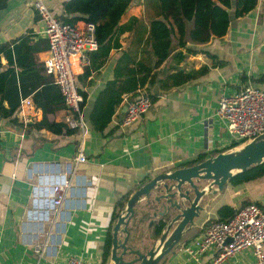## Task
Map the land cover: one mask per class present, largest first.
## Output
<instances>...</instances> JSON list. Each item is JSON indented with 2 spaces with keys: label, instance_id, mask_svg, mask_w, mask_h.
I'll use <instances>...</instances> for the list:
<instances>
[{
  "label": "crops",
  "instance_id": "crops-1",
  "mask_svg": "<svg viewBox=\"0 0 264 264\" xmlns=\"http://www.w3.org/2000/svg\"><path fill=\"white\" fill-rule=\"evenodd\" d=\"M34 1L8 0L0 10V44L7 45L0 54L2 105L16 107L12 117L0 116V264H65L70 257L100 264L123 196H130L143 179L237 147L218 115L219 100L247 84L264 89V0L246 15L232 18L222 38L198 46L214 59L199 53L184 63L185 68L208 66L205 74L165 91L158 84L151 86L155 99L132 126H117L124 104L102 133L88 121L98 93L113 78L120 50H111L106 63L84 79V67L74 60L78 86L86 93L85 136L33 126L42 120L62 122L67 115L58 87L45 72L48 44ZM64 1L42 0L58 18ZM143 12L141 0H134L122 22ZM122 45L126 47L124 41ZM24 99L33 107H23L19 114ZM81 149L86 160L76 162ZM64 182L70 187L56 213L52 188ZM248 203L264 208V175L235 186L227 183L222 191L208 194L194 225L158 264H206L216 254L214 249L196 261L184 247L203 236L209 222L218 219L221 206L237 209ZM137 208L136 218L149 206L143 200ZM150 220L144 217L132 229L129 243L134 247L141 239L153 240ZM106 264H111L109 255ZM220 264L257 263L252 251L244 249Z\"/></svg>",
  "mask_w": 264,
  "mask_h": 264
},
{
  "label": "trees",
  "instance_id": "trees-1",
  "mask_svg": "<svg viewBox=\"0 0 264 264\" xmlns=\"http://www.w3.org/2000/svg\"><path fill=\"white\" fill-rule=\"evenodd\" d=\"M7 1L0 0V10L7 6ZM257 2L258 0H141L143 14L140 17L130 16L122 22V17L133 5L134 0L64 1L63 14L59 16L62 23L75 25L78 22H86L95 26L97 48L88 53L83 79L91 71H98L106 63L111 50H120L113 78L100 90L90 111L88 121L92 128L102 133L126 96L133 98L144 95L153 101L155 96L150 93L149 88L154 84H158L161 90L165 91L205 74L208 66L203 65L198 69L185 68L184 63L190 56L199 53L214 59L212 54L199 49L198 46L212 39L222 38L227 33L232 18L246 15L256 7ZM122 41L126 43V47L122 45ZM6 48V44H0V54L5 52ZM214 61V64L221 63ZM4 83V77L0 75V116L9 118L16 112V107L5 108L2 105ZM78 90L84 98L83 108L86 93L80 86ZM33 126L58 134L75 132L67 126L65 120L62 122L42 120ZM203 157L201 155L198 159H204ZM195 161L186 165H191ZM262 175L264 162L236 173L228 183L235 186ZM128 195L123 196L117 203L119 210L124 206ZM237 209L229 205L221 206L218 210V219L210 221L209 224L228 220ZM138 211L139 208L136 212ZM116 217L117 214L114 213L113 221ZM163 226L162 219L153 223L151 229L154 238L160 235ZM110 243L111 233L107 238L100 264H106Z\"/></svg>",
  "mask_w": 264,
  "mask_h": 264
},
{
  "label": "built area",
  "instance_id": "built-area-1",
  "mask_svg": "<svg viewBox=\"0 0 264 264\" xmlns=\"http://www.w3.org/2000/svg\"><path fill=\"white\" fill-rule=\"evenodd\" d=\"M33 7L44 23V35L47 40V54L43 60L45 72L58 87L62 102L67 111V126L85 136L88 125L83 115L84 98L78 90L74 60L84 67L88 63V53L96 50L95 26L81 22V25L62 23L55 13L42 0H35ZM125 110L117 122L119 127L132 126L151 107L148 96L124 97ZM23 107H33L30 99L21 101L18 113ZM218 115L225 124L228 135L234 145L240 146L253 140L264 132V89L247 84L238 92L222 96L219 100ZM27 122L24 114L21 115ZM76 162L86 160L82 149L76 156ZM69 182L56 184L54 193L55 212L60 211ZM209 249L216 254L206 264H220L223 260L244 249L252 251L257 264H264V208L255 203L239 207L226 221L212 222L205 228L203 236L185 246L190 257L198 261ZM36 251H40L37 246ZM65 264H91L79 257H70Z\"/></svg>",
  "mask_w": 264,
  "mask_h": 264
},
{
  "label": "water",
  "instance_id": "water-1",
  "mask_svg": "<svg viewBox=\"0 0 264 264\" xmlns=\"http://www.w3.org/2000/svg\"><path fill=\"white\" fill-rule=\"evenodd\" d=\"M263 162L264 132L228 151L161 172L145 181L143 179L119 210L113 223L110 263L158 264L194 225V219L204 210L203 201L208 194L222 191L236 173ZM143 200L149 209L136 218L137 206ZM154 205L157 208H153ZM151 209L152 214H149ZM144 217L151 218L149 227L160 219L164 222L160 235L153 238L148 249L139 247L142 241L136 244L132 239L136 247L129 243L132 229L134 232Z\"/></svg>",
  "mask_w": 264,
  "mask_h": 264
},
{
  "label": "rangeland",
  "instance_id": "rangeland-1",
  "mask_svg": "<svg viewBox=\"0 0 264 264\" xmlns=\"http://www.w3.org/2000/svg\"><path fill=\"white\" fill-rule=\"evenodd\" d=\"M141 241L142 242L139 244V247H146L148 249L151 246V243H152L151 239H149V242L144 241L142 239H141Z\"/></svg>",
  "mask_w": 264,
  "mask_h": 264
}]
</instances>
